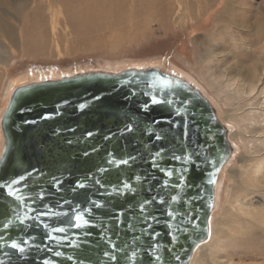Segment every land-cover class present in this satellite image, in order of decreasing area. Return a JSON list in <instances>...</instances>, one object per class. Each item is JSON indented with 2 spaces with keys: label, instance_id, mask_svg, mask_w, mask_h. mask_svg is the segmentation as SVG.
I'll return each mask as SVG.
<instances>
[{
  "label": "water",
  "instance_id": "1",
  "mask_svg": "<svg viewBox=\"0 0 264 264\" xmlns=\"http://www.w3.org/2000/svg\"><path fill=\"white\" fill-rule=\"evenodd\" d=\"M153 80L159 83L150 87ZM165 80L179 81L182 87H161ZM155 91L172 99L173 104L150 106L144 111L142 106L149 101L145 93ZM80 104L86 107L81 110ZM44 116L50 118L43 119ZM127 127L132 131H127ZM1 129L4 147L10 145L13 151L9 158L0 161V182L19 175L26 177L18 186L26 201V206L20 208L21 214L28 208L34 209L28 212L29 217L46 209L61 213L40 215L37 220H26L24 225L17 221L7 230L0 228L9 241L29 240L24 246L25 259L20 261L14 255L11 264H41L45 258L52 264H111L103 255L111 250L105 237L118 246L130 244L129 251L139 245L136 264H151L144 250L155 242L161 245L164 264H190L198 245L208 239L216 188L232 146L229 130L215 108L188 82L158 68H147L121 73L90 72L29 83L13 91ZM88 132L93 135L88 137ZM157 133L162 137L160 141L155 139ZM161 148L165 150L162 167H180L168 158L170 153H201L199 157L193 155L194 163L187 165L185 185L163 187L167 178L152 166V157ZM109 153L116 159H135L116 168L107 163ZM203 157L213 163H205ZM99 168L108 171L101 173ZM137 176L141 180L137 181ZM209 178L215 183L208 184ZM96 179L101 184H96ZM78 181L84 182L86 188H75ZM122 181L132 184L135 192L112 193V186H119ZM171 182H177L175 174ZM174 195L176 201L171 200ZM153 197L157 200L152 201ZM161 198L166 203H160ZM13 200L6 190H0V224L9 217ZM91 200L103 207H92ZM145 200L152 202L141 213L140 204ZM88 208H92L91 213L82 211ZM74 209L81 210L89 223L75 227L76 222L70 219ZM173 209L176 219L166 215ZM144 216L152 219L145 221ZM179 221H183L179 225L183 230L177 232ZM129 223L133 228H129ZM51 227H64L66 232L52 233L57 240H48L45 233ZM152 234H158L155 241ZM135 236H140V240L133 241ZM177 236L178 243L174 240ZM69 241L78 247H72ZM36 245L49 250H39ZM53 251H60L63 256L55 257ZM69 256L73 260H67ZM3 259L0 254V260ZM119 264L129 262L122 260Z\"/></svg>",
  "mask_w": 264,
  "mask_h": 264
},
{
  "label": "rangeland",
  "instance_id": "2",
  "mask_svg": "<svg viewBox=\"0 0 264 264\" xmlns=\"http://www.w3.org/2000/svg\"><path fill=\"white\" fill-rule=\"evenodd\" d=\"M251 1L258 11L257 16L264 20V0ZM28 2L25 11L34 9L44 13L32 20L33 28H28V46L38 47L34 55L23 51L21 38L25 35H19L30 18L24 20L26 14L14 15L16 3L0 4V27L12 25L17 34L15 45L0 42V57H8L6 62L0 63V148L4 147L1 119L15 88L90 72L121 73L130 69L158 68L202 92L229 130L232 154L219 178L213 223L215 226L218 223L231 224L233 216L227 217V214L235 211L238 197L242 196L231 176L241 170L242 155H264V82L246 96L237 92V84L229 81L230 78L212 77L209 70L227 65L221 57L211 58L213 63L210 64L211 59L203 58L202 52L198 54L200 48H196L203 43L201 40L214 33L205 36L209 33L205 31L211 29L212 19L208 23L203 18L199 22L192 19L181 28L175 23L176 14L172 20L165 18L162 13L165 7L163 0H75L70 4L83 21L74 27L64 13L65 8L57 0L54 4L52 0ZM67 2L69 4V0ZM88 6L94 9H87ZM167 12H171L168 7ZM168 22L172 24L166 26ZM206 26H210V29H206ZM263 44L261 42L260 46ZM242 46L243 43L237 52L232 48L229 51H233L235 56L239 54L243 64L253 59L244 58L246 52L250 56L260 53V49L256 47L255 52L250 44L244 51ZM202 49L206 50L207 47ZM224 114L227 120L223 119ZM244 166H249V163ZM239 220L257 224L255 220L240 216ZM225 236L221 248L225 247L226 252L213 250L209 256L211 258L202 261L203 264H226L230 254L236 255V243L242 237ZM214 244L210 246L214 247ZM217 257L221 258L218 263ZM243 264H264V257H256Z\"/></svg>",
  "mask_w": 264,
  "mask_h": 264
},
{
  "label": "bare ground",
  "instance_id": "3",
  "mask_svg": "<svg viewBox=\"0 0 264 264\" xmlns=\"http://www.w3.org/2000/svg\"><path fill=\"white\" fill-rule=\"evenodd\" d=\"M28 1L29 0H0V4L3 5L7 2L8 4L16 3L17 6L14 8V15L20 16V14H26L27 17H24V20L30 18V22L27 26L23 25V30L19 32V35H25L21 38L23 51L27 54L34 55L38 47L35 48V45L28 46V28H33L32 20L36 16L44 15V13H40L41 10L38 11L34 9L25 11L27 4L30 3ZM70 1L75 0H69V4L67 0H57V2L65 8L66 12L64 13L67 15V19L76 27L78 25L77 23L83 21V19H80L79 12L73 8V4H70ZM163 1L165 2V7L162 13L165 15V18L172 20L173 16L176 14V18H174L175 23L181 25V28H184L186 23L192 19L199 22L201 21L200 18H203L202 20H206L207 23L212 19L211 29H213L211 31L210 26H206L205 28H209L210 30L205 31L206 33L209 32L205 36L214 32L212 36L215 38V42L211 43L209 38H207L201 40L203 43H199V46H196V48H200L198 54L202 52L201 56L203 58L209 60L213 57H221L224 64L227 65L226 67H216L209 70L214 79L224 77L230 78L229 81L233 80L237 84V92L246 96L252 93L254 88L258 87L259 84L264 82V44L260 46L261 42L264 43V20H261L257 16L258 11L255 10L251 0H249V2L248 0ZM52 2L54 4L56 0H52ZM167 7L171 12H167ZM87 9L94 8L88 6ZM169 24L172 23L168 22L166 26ZM16 35L12 25L0 27V42L4 45L8 43L15 45ZM204 43L205 45L203 46ZM241 43H243L241 47L243 51L245 48L248 49L249 44L255 52L256 47L260 49L258 55L252 54V56H250L251 54L247 55V52L244 54V58H253L250 61L246 59L247 61L244 62L246 64L241 63L239 60L240 55L238 54L235 56L234 53L239 49ZM202 47H207V49L203 50L204 48L202 49ZM230 48L235 51H229ZM7 60L8 57H0V63H4ZM209 63H213L212 59ZM262 110L264 112V109ZM227 118V115L224 114L223 119L227 120ZM241 158V170H237L233 176H231V179L237 184L238 193L240 195L242 194V196L238 197L236 207L234 206L235 211L227 214V217L233 216L234 220L231 224L224 225L218 223L215 226L213 223V210L209 224L208 239L210 238V240L207 244L204 243H206L208 239L198 245L193 254L194 258L192 257V264H203L204 262L202 261L211 258L209 256L213 254V250L216 252H226V248L224 247L222 249L221 247L225 243V235L227 234L231 237L240 236L242 238L236 243L237 247L235 250L238 251V254H230L226 264H239L236 259L240 264H243L247 262V260H252L256 257H264V243H261L264 242V155L251 157L242 155ZM248 163L249 166H244ZM219 182L216 188V196L220 185ZM239 216L244 219L255 220L257 224L252 225L248 222L239 220ZM255 227H257L256 230L252 231ZM210 244H214V247L210 246ZM220 259V257H217V263Z\"/></svg>",
  "mask_w": 264,
  "mask_h": 264
},
{
  "label": "snow or ice",
  "instance_id": "4",
  "mask_svg": "<svg viewBox=\"0 0 264 264\" xmlns=\"http://www.w3.org/2000/svg\"><path fill=\"white\" fill-rule=\"evenodd\" d=\"M125 83H127V81H125ZM157 83H159L156 80L152 81V84H150V87H154ZM182 87V85H180L179 81H175V80H165L162 84L161 87ZM21 93H17V95H20ZM145 95L149 96V101L145 102V104L142 106L144 111H148L150 106H170L173 104V100L170 98L165 97H161L159 95L158 91H155L154 93H145ZM96 99H99V97H97ZM86 107L85 104H80L79 105V109L83 110ZM179 109H177V115H179ZM49 116H44L43 119H49ZM6 119V118H3ZM25 123H34V121H25ZM154 123H160L158 121L154 122ZM168 123L172 124L173 127H176L177 125L172 122L169 121ZM127 131H132L131 127H127L126 128ZM93 135L92 132H88L87 136L91 137ZM155 139L157 141H160L162 139L161 135L159 133H157L155 135ZM182 143V140H181ZM12 148L10 147V145H6L3 148H0V161L5 160L6 158H9V154L10 152H12ZM85 155H88V153H85ZM196 155V156H201V153L197 152V153H191V154H176L175 152L170 153L168 158L171 159L172 161L178 162L180 167L176 168V167H162L160 164V161L165 159V150L163 148H161L160 150L156 151L155 154L152 157V166L153 168H157L159 169L167 178L164 181L163 187L164 188H179L182 185H185V175L186 173H188L189 168L187 167V165H190L192 163H194V161L192 160V156ZM135 159V157H128V158H121V159H116L111 153H109V159L107 160V163L110 165H113L116 168H119L123 165H128L130 163V160ZM204 162L208 163V164H212L213 161L208 160L207 157H203ZM99 172L101 173H105L108 171L107 168H99L98 169ZM174 174L177 176V182L172 183V178L174 176ZM31 175V174H29ZM212 175V174H210ZM89 179H91V177H89ZM135 179L137 181L141 180V177L137 176L135 177ZM26 180V177L24 175H19L18 178H12L10 180H5L3 182H0V190H6V195L8 197L14 198L13 200V204L10 207V215L9 217L6 219V222H4L3 224H0V228H3L5 230L9 229L10 225H13L15 222H19L20 225H24L26 220L29 219H33V220H37L39 219L40 215H53V216H59L61 215V213L58 212H53L51 209H46V211L44 213H37V215L35 217H29L28 216V212L30 211H34V209L32 208H28L27 212H24L23 214H21L20 212V208L25 207L26 206V201H25V195L21 189V187H18L20 185H22V183ZM60 182L57 181V185ZM96 184H101V181L99 179H96L95 181ZM215 181L212 180L211 178H209L208 180V184H214ZM103 186V185H102ZM75 188L78 189H84L86 188V184L82 181H78L75 185ZM124 190H128L129 192H135V189L133 188L132 184H130L127 181H122L121 184L119 186H112V193H119V194H123ZM177 197L174 195L171 197L172 201H176ZM157 197H153L152 201H156ZM152 201L149 200H145L142 204H140V212L141 213H145L146 212V205H148L149 203H151ZM160 203H166V201H164L162 198L159 199ZM90 204L92 205V207L94 208H102L103 205L101 203H99L96 200H91ZM83 212H88L91 213L92 208H88V209H84L82 210ZM81 210H73V215L72 217H70V219H73L76 223H75V227L79 228L81 224H88L89 221L87 219H85L84 214H82ZM66 215V214H65ZM166 215L170 218V219H176V211L175 209L171 210V211H167ZM185 215H187V213H185ZM119 217L120 214H117V221L119 222ZM145 221H149L152 219V217L150 216H144L143 217ZM183 221H179L178 222V227H177V232L182 231L183 229L179 226L180 224H182ZM45 227H48L47 225H45ZM129 228H133V225H131V223H129ZM66 229L64 227H51V230L45 233V236L48 240H57L56 237H54L52 235V233H65ZM158 234H152V240L155 241L156 240V236ZM105 239H107L108 244L110 245V251H105L103 253L104 257L106 258L107 261L111 262V264H119L120 261H127L129 262V264H136L137 262V258L140 256V251H139V245H137V248L135 250H131L129 251V249L131 248V245L128 243H125L123 246H118L116 244H114L111 240V238L109 237H105ZM140 240V236H135L133 237V241H139ZM174 240L176 243H178V236L174 237ZM29 244V240L28 239H23L19 242H17L16 240H11L9 241L2 232H0V254L3 255V257L5 259L0 260V264H5V261L8 262V264H11L12 261V257L15 255L17 257L18 260L23 261L25 259V253H26V248L24 247L25 245ZM69 244H71L72 247H78V245L72 241H69ZM37 249L42 250V251H48L49 249L47 248V246H45L43 249H41L40 245H36ZM160 248L161 245L158 242L152 243L149 248L145 249L144 251L147 252L148 257L151 261V264H164V259L160 254ZM8 249H11L12 252H9ZM52 255L55 257H62L63 253L60 251H53ZM67 260H73V257L69 256L66 257ZM176 259H179V256H176ZM41 264H52V262L45 258L41 261ZM80 264H83V262L81 261Z\"/></svg>",
  "mask_w": 264,
  "mask_h": 264
},
{
  "label": "clouds",
  "instance_id": "5",
  "mask_svg": "<svg viewBox=\"0 0 264 264\" xmlns=\"http://www.w3.org/2000/svg\"><path fill=\"white\" fill-rule=\"evenodd\" d=\"M208 38H209V40H210L211 43H214L215 42V38L212 35H209Z\"/></svg>",
  "mask_w": 264,
  "mask_h": 264
}]
</instances>
